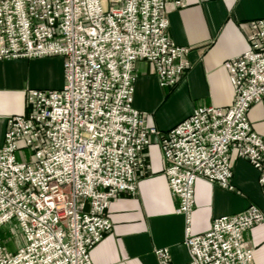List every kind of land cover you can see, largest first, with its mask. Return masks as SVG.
Wrapping results in <instances>:
<instances>
[{"label": "built area", "instance_id": "obj_1", "mask_svg": "<svg viewBox=\"0 0 264 264\" xmlns=\"http://www.w3.org/2000/svg\"><path fill=\"white\" fill-rule=\"evenodd\" d=\"M183 0H0V61L61 56L59 89L26 91L25 111L7 118L0 147V233L13 224L22 243L1 239L0 264H93L90 251L112 230L108 208L134 194L147 174L151 135L160 139L165 176L179 199L183 264H251L245 231L264 222V205L215 217L192 232L196 179L232 189L235 151L258 171L264 196V135L248 119L264 105V20L255 22L249 48L225 61L229 106H200L160 132L133 105L136 62L154 66L161 87H174L188 70L189 48L168 33V4ZM25 150L27 159L17 156ZM11 224V225H12ZM172 264L166 247L154 248Z\"/></svg>", "mask_w": 264, "mask_h": 264}, {"label": "crops", "instance_id": "obj_2", "mask_svg": "<svg viewBox=\"0 0 264 264\" xmlns=\"http://www.w3.org/2000/svg\"><path fill=\"white\" fill-rule=\"evenodd\" d=\"M168 4V33L175 43L189 48L190 67L177 85L161 87L153 64L136 62L133 105L143 112L144 123L164 132L189 117L200 106H229L234 91L225 61L249 48L256 21L264 20V0H183ZM61 56L15 58L0 61V147L7 118L25 111V91L59 89L64 84ZM253 128L264 135V105L253 103L248 113ZM146 152L147 174L138 180L134 194L123 193L110 202L112 230L90 251L93 264H160L154 248L166 247L172 264L189 260L184 243L179 199L168 185L160 138L151 135ZM232 189L199 177L195 184L192 232L211 228L215 217L245 211L250 204L264 205L258 171L235 151ZM253 247L251 264H264V222L245 231Z\"/></svg>", "mask_w": 264, "mask_h": 264}, {"label": "rangeland", "instance_id": "obj_3", "mask_svg": "<svg viewBox=\"0 0 264 264\" xmlns=\"http://www.w3.org/2000/svg\"><path fill=\"white\" fill-rule=\"evenodd\" d=\"M181 77H180V79H181ZM171 88H173V87H171ZM27 90H29V89H27ZM26 91H25V93H26ZM24 97H25V95H24ZM25 102H26V97H25ZM17 156H19V158H21V159H27L28 158L25 150L18 151ZM11 224H5V226L2 227V229H1L2 231L0 234H1V239L4 242V244L7 245V248L10 251H15L17 248H19L21 246L22 235L16 229L15 225H13V224L11 225Z\"/></svg>", "mask_w": 264, "mask_h": 264}]
</instances>
